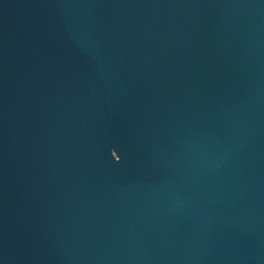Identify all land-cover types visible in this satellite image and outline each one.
I'll use <instances>...</instances> for the list:
<instances>
[{"label":"water","instance_id":"obj_1","mask_svg":"<svg viewBox=\"0 0 264 264\" xmlns=\"http://www.w3.org/2000/svg\"><path fill=\"white\" fill-rule=\"evenodd\" d=\"M0 264H264V0H0Z\"/></svg>","mask_w":264,"mask_h":264}]
</instances>
